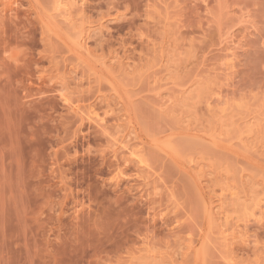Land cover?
Masks as SVG:
<instances>
[{"label":"rangeland","instance_id":"1","mask_svg":"<svg viewBox=\"0 0 264 264\" xmlns=\"http://www.w3.org/2000/svg\"><path fill=\"white\" fill-rule=\"evenodd\" d=\"M0 264H264V0H0Z\"/></svg>","mask_w":264,"mask_h":264},{"label":"bare ground","instance_id":"2","mask_svg":"<svg viewBox=\"0 0 264 264\" xmlns=\"http://www.w3.org/2000/svg\"><path fill=\"white\" fill-rule=\"evenodd\" d=\"M58 3V2H57ZM59 6V5H58ZM83 44V43H82ZM84 45V44H83Z\"/></svg>","mask_w":264,"mask_h":264}]
</instances>
